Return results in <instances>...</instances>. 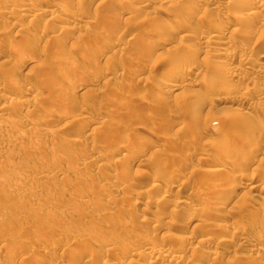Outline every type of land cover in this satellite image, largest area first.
Wrapping results in <instances>:
<instances>
[{
  "label": "rangeland",
  "instance_id": "obj_1",
  "mask_svg": "<svg viewBox=\"0 0 264 264\" xmlns=\"http://www.w3.org/2000/svg\"><path fill=\"white\" fill-rule=\"evenodd\" d=\"M27 1L0 0V85L19 84L0 100V264H264V8ZM218 18L232 25L214 35ZM24 79L37 91L25 93ZM237 117L252 122L225 125Z\"/></svg>",
  "mask_w": 264,
  "mask_h": 264
},
{
  "label": "bare ground",
  "instance_id": "obj_2",
  "mask_svg": "<svg viewBox=\"0 0 264 264\" xmlns=\"http://www.w3.org/2000/svg\"><path fill=\"white\" fill-rule=\"evenodd\" d=\"M29 1H30V0H29ZM29 1H27V3H28ZM136 1H137V0H136ZM146 1H147V0H146ZM209 1H210V0H209ZM209 1H207V2H208L209 5H211ZM211 1H212V0H211ZM231 1H232V0H231ZM233 1H234V0H233ZM240 1L243 2V3L246 2L245 5L248 6V7H246L247 9L250 8V9H252V10H253V9H261V10H262V8H264V0H240ZM30 2H31V1H30ZM130 2H131V1H130ZM143 2H144V1H143ZM143 2H141V3H143ZM213 2H214V1H213ZM222 2H223V1H222ZM225 2H228V1H225ZM229 2H230V0H229ZM241 2H240V3H241ZM27 3H26V5H28ZM170 3H171V2H170ZM179 3H180V1H179ZM214 3H216V1H215ZM30 4H31V3H30ZM181 4H183V3H181ZM212 4H213V3H212ZM241 4H242V3H241ZM26 5L23 4V6H26ZM132 5H133V4H132ZM137 5H138V4H137ZM146 5H148V4H146ZM169 5H170V4H169ZM218 5H219V4H218ZM237 5H238V4H237ZM242 5H243V4H242ZM171 6H172V5H171ZM216 6H217V5H216ZM20 7L22 8V6H20ZM28 7H29V6H27V8H28ZM186 8H187V7H186ZM236 8H238V7H236ZM23 9H24V7H23L21 10H23ZM28 9H29V8H28ZM180 9H181V7H180ZM184 9H185V8H184ZM187 9H188V8H187ZM187 9H185V10H187ZM243 9H245V8H243ZM237 10H238V9H236V11H237ZM245 10H246V9H245ZM12 11H13V10H12ZM12 11H11V12L9 11V13L11 14ZM24 11H27V9L25 8ZM43 11L46 12V10H43ZM43 11H41V13H42ZM49 11H50V10H49ZM248 11H251V10L248 9V10L246 11L245 15H247V14H251V12L247 13ZM255 11H256V10H255ZM45 12H43V13H45ZM52 12H54V11H52ZM4 13H5V12H4ZM46 13H48V12H46ZM240 13H241V12H240ZM5 14H6V13H5ZM16 14H17V13H16ZM35 14H36V13H35ZM252 14H253V13H252ZM41 15H42V14H41ZM253 15H255V14H253ZM11 16H12V15H11ZM13 16H14V15H13ZM234 16H235V15H234ZM240 16H241V19L243 18V20H245L244 17H246V16H243V17H242V15H240ZM240 16H239V17L236 16L235 18H238V19H239ZM232 17H233V16H232ZM247 17H248V16H247ZM252 18H253V17H252ZM76 19H77V18H75V20H76ZM232 19H234V17H233ZM241 19H239V20H241ZM246 19H247V18H246ZM213 20H214V19H213ZM213 20H212V21H213ZM76 21L79 22L78 19H77ZM228 21H229V20H228ZM241 21H242V20H241ZM237 22H239V21H237ZM228 24H229V23H228L227 21L221 20L220 18L215 19V20L213 21V24H211V26H213V27L211 28V29H212V33L214 34V32H217V29H219V28H224V29H225V28H227L229 25H232L231 23H230L229 25H228ZM227 25H228V26H227ZM183 27H184V26H183ZM181 28H182V27H181ZM194 28H196V27H194ZM204 28H205V27H204ZM177 29H178V28H177ZM177 29H176V30H177ZM184 29H185V28H184ZM184 29H182V30H184ZM198 29H199L200 31H202L201 26H200V27L198 26ZM224 29H223V31H224ZM228 29H229V28H228ZM179 30H180V29H179ZM179 30H178V31H179ZM178 31H176V33H177ZM220 31H221V30H220ZM220 31H219V32H220ZM228 31H229V30H228ZM174 32H175V30H174ZM181 32H182V31H181ZM183 32H184V31H183ZM210 32H211V31H210ZM231 32H233V34L235 35L234 30L231 31ZM203 33H204V32H203ZM225 33H226V32H225ZM229 33H230V32H229ZM135 34H136V33H135ZM141 34H142V33H141ZM144 34H145V33H144ZM183 34H184V33H183ZM213 34H212V35H213ZM230 34H231V33H230ZM230 34H229V35H230ZM214 35H215V34H214ZM231 35H232V34H231ZM231 35H230V38L232 39L233 37H232ZM185 36H186V35H185ZM189 36H190L191 38L196 37V36L191 35V34L188 35V37H189ZM192 36H193V37H192ZM200 36H201V35H200ZM140 37H141V36H139V38H140ZM190 37H189V38H190ZM212 37H213V36H212ZM216 37H217V35H216ZM234 37H235V36H234ZM184 38H185V37H184ZM134 39H137V38L135 37ZM141 39H143V38H140V40H141ZM181 39L183 40L182 37H181ZM195 39H196V38H195ZM216 39H217V38H216ZM231 39H230V41H231ZM233 39H234V38H233ZM143 40H144V39H143ZM185 40H186V39H185ZM191 40H192V39H191ZM137 41H139V39H138ZM232 41H233V40H232ZM233 42H234V41H233ZM136 43H138V42H136ZM228 43H231V42L227 41V44H228ZM116 44H117V43H116ZM181 45H182V44H181ZM181 45H180V46H181ZM228 45H229V44H228ZM118 46H119V44H118ZM226 46H227V45H226ZM177 47H178V46H176V48H177ZM192 47H193V46H192ZM25 48H26V47H25ZM161 48H162V47H161ZM172 48H174V47H172ZM172 48H171V49H172ZM176 48H175V49H176ZM177 49H178V48H177ZM193 49H194V48H192V50H193ZM29 50H30V49H29ZM27 51H28V50H27ZM189 51H190V49H189ZM22 52H23V51H22ZM82 55H83V54H82ZM247 55H248V54H247ZM247 55H243V56H242V59H239V60H242L241 62H245V63L247 64V63H248V60H249V58H250L249 55H248V56H247ZM256 55H257V54H256ZM263 55H264V54H263ZM28 56H29V55H28ZM69 56H72V55L70 54ZM69 56H67V59H68V60H70V58H68ZM75 56H76V55H75ZM75 56L71 57V63L74 62V61H76V62L78 63V60H81V59L84 60V59H86V57H84L85 55H83V56L78 55L79 57H75ZM80 56H81V57H80ZM215 56H216V55H215ZM219 56H221V55H219ZM216 57H217V56H216ZM233 58H234V57H233ZM240 58H241V57H240ZM259 58H260V59H264V56H259ZM176 59H177V58H176ZM179 59H180V58L178 57L177 60L179 61ZM72 60H73V61H72ZM230 60H232V59L230 58ZM257 60H258V59H257ZM181 61H182V60H181ZM232 61H233V60H232ZM235 61H236V60H235ZM259 61H260V60H259ZM6 62H7V61H6ZM84 62H85V61H84ZM228 62H229V61H228ZM233 62H234V61H233ZM233 62H232V63H233ZM238 62H239V64H240V61H238ZM74 63H75V62H74ZM180 63H181V62H180ZM109 64H110V63H109ZM225 64H226V63H225ZM239 64H238V65H239ZM246 64H245V65H246ZM253 64H254V61H253ZM218 66H219V65H218ZM218 66L213 67L212 70H214V71H212V72H216V73H217V70L220 69ZM241 66H242V64H241L240 66L235 67V68L238 69L239 71H241V68H243V67H241ZM256 66H257V65H256ZM106 67H107V66H106ZM216 67H217L218 69H216ZM263 67H264V64H263ZM225 69H226V68H224V70H225ZM236 69H235V70H236ZM152 70H153V69H152ZM220 70H222V69H220ZM243 70H244V69H243ZM225 71H226V70H225ZM236 71H237V70H236ZM236 71H235V72H236ZM263 71H264V70H260V71L256 70L255 73H256V75H258V74H260V73H263ZM253 72H254V71H253ZM227 73H228V72H227ZM240 73H241V72H240ZM105 74H106V73H105ZM229 74H230V72H229ZM106 75H107V74H106ZM230 75H232V73H231ZM50 78H51V77H50ZM215 78H216V77H215ZM25 79H26V78H25ZM25 79L23 80L24 83H23V82H21V83L19 82V83H20V87H22V85H21L22 83H23V86L26 87V89H24V92H25V93H27V92H31L32 90L37 91V89H35L36 86H34V83H33V82H30L29 80H27V81L25 82ZM209 79H210V78H209ZM211 79H212V78H211ZM241 79H242V78H241ZM48 80H49V79H48ZM48 80H47V81H48ZM215 80H217V79H215ZM7 81H8V80H7ZM47 81H46V82H47ZM46 82H45V83H46ZM50 82H52V81H50ZM209 82H210V81H209ZM8 83H9V81H8ZM12 83H13L14 85H12ZM12 83H10L11 85H10V84H5V83H4L3 85H0V100H5V98L7 97L6 94L9 93V92H11V91H13V89H14L15 87H18V86H19V84H15L14 81H13ZM162 83H163V82H162ZM50 84H52V83H50ZM50 84H49V85H50ZM159 84H160V83H159ZM164 84H165V83H164ZM216 84H217V83H216ZM45 85H48V83H46ZM162 85H163V84H162ZM165 85H166V84H165ZM51 86H52V85H51ZM163 86H164V85H163ZM163 86H162V87H163ZM167 86H168V87H167ZM167 86H165V88L167 87V88H169V90H170V89H173V90H174V88L178 87V86L175 85V84H173V85H172V84L169 85V83L167 84ZM189 86H190V85H189ZM44 87H46V86H44ZM48 87H49V86H48ZM190 87H191V86H190ZM50 88H52V87H50ZM237 88H238V87H237ZM20 89H22V88H20ZM52 89H53V88H52ZM14 91H17V92H18L19 90L16 89V90H14ZM22 91H23V90H22ZM39 92H40V91H39ZM39 92H38V93H39ZM14 93H15V92H14ZM19 93H20V92H19ZM21 93H22V92H21ZM38 93H37V94H38ZM236 93H237V92H236ZM28 94H29V93H28ZM244 94H245V93H244ZM12 95H13V94H12ZM22 95H23V94H22ZM38 95H39V94H38ZM248 95H249V94H248ZM10 96H11V95H10ZM33 96H34V95H33ZM249 96H250V95H249ZM8 97H9V96H8ZM8 97H7V98H8ZM36 97H37V96H36ZM40 97H41V96H40ZM40 97H38V98H40ZM237 97H238V96H237ZM237 97H235V99H234V98L231 99V97H229V98L226 97V98H223L221 101L218 100V102H221L222 104H224L223 102H227V103L230 102V103H233V101H236V102L239 101V103L242 102V104H243V102H246V101H245V98L243 99V96H239V98H237ZM245 97H246V99H247V96H245ZM10 98H11V97H10ZM14 98H15V97H14ZM38 98H34V99H37V100H38ZM8 99H9V98H8ZM8 99H7V101H8ZM11 99H13V98H11ZM11 99H9V100H11ZM31 99H33V98H31ZM31 99L29 98V100H31ZM220 99H221V98H220ZM15 100H16V99H15ZM37 100H35V101H37ZM5 101H6V100H5ZM5 101H4V102H5ZM11 101H12V100H11ZM20 101L22 102L23 100H20ZM20 101H19V102H20ZM0 102H1V101H0ZM17 102H18V101H17ZM17 102H16V103H17ZM19 102L17 103L18 105L21 104V103H19ZM211 102H212V101H211ZM215 102H216V100H215ZM12 103H13V102H12ZM249 103H250V102H249ZM7 104H8V103H7ZM14 104H15V103H14ZM211 104H212V103H211ZM222 104H221V105H222ZM255 104H257V103H255ZM0 105H1V104H0ZM3 105H5V104H3ZM3 105H2V106H3ZM9 105H10V101H9ZM215 105H216V104H215ZM217 105H218V104H217ZM247 105H248V104H247ZM249 105H250V104H249ZM257 105H258V104H257ZM87 106H88V105H87ZM252 106H253V104H252ZM3 107H4V106H3ZM9 107H11V106H9ZM224 107H225V106H224ZM0 108L2 109V107H0ZM4 108H5V107H4ZM252 108H253V107H252ZM1 109H0V112H2V111L5 110V109H3V110L1 111ZM7 109H8V107H7ZM10 109H11V108H10ZM102 109H103V108H102ZM219 109H220V108H219ZM252 110H253V109H252ZM260 110H261V109H260ZM5 111H6V110H5ZM7 111H8V110H7ZM198 111H199V109L197 108V112H198ZM262 111H263V110H262ZM12 112H13V111H12ZM12 112H11V113H12ZM199 113H200V112H199ZM199 113H195V114L198 115ZM1 114H2V113H1ZM9 114H10V113H9ZM248 115H249V114H248ZM247 117H248V116H247ZM238 118H239V117L236 118V119H237V122H236L235 120H234V121H233V120H230V121L228 120L227 122H224V123H226L225 125H228L229 127H234V126L237 127V125H235L236 123L238 124V126L242 125V123L239 125V123H240L239 121H242L243 123H245L244 121H247V123L252 122L251 120L248 121L249 119L242 120V119H245V117H243V118L240 117V120H239ZM249 118H251V117H249ZM257 118H258V117H257ZM252 119H254V118H252ZM259 119H260V118H259ZM262 119H263V117H261V120H259V121L256 120V119H254V120H256V122H258V125H259L260 127H264V121H263ZM238 122H239V123H238ZM254 122H255V121H254ZM229 124H230L231 126H230ZM249 124H251V123H249ZM249 124L244 125V126H248ZM225 125H224V126H225ZM252 125H253V124H252ZM258 125H257V127H258ZM253 126H254V125H253ZM226 127H227V126H226ZM251 127H252V126H251ZM260 127L256 128V129H260V130L262 129L261 131H263L264 129H263V128H260ZM224 128H225V127H224ZM205 129H206V128H205ZM227 129H228V128H227ZM248 129H249V128H248ZM50 130H51V129H50ZM224 130H226V129H224ZM224 130H222V131H224ZM228 130H229V129H228ZM242 130H243V128H242ZM245 130H247V128H246ZM222 131H221V132H222ZM226 131H227V130H226ZM255 131H256V130H255ZM259 132H260V131H259ZM263 132H264V131H263ZM222 134L225 135V133H222ZM221 141H222V140H221ZM225 146H226V145H225ZM250 147H251V146H250ZM252 147H253V146H252ZM247 148H249V147H247ZM228 150H229V149H228ZM228 150H226V153H227ZM247 150H249V149H247ZM247 150H242V152H241L240 154H238V155L236 154V156H239V155H242V156H243V155H246V153L248 152ZM258 150H259V149H258ZM115 151H116V152H120V151H122V147H121V148H116ZM226 153H225V154H226ZM232 153H233V152H232ZM225 154L223 155L224 158H226V157L228 156V154H227V156H226ZM249 154H250V153H249ZM123 155H124V154H123ZM125 155H126V154H125ZM233 155H235V154H233ZM127 156H128V155H127ZM223 156H222V157H223ZM242 156L240 157L241 161L238 162L237 164L235 163L237 166H238L239 164H244V163H246V162L244 161L245 159H244L243 157H246L247 155H246V156H243V157H242ZM229 157H231L230 154H229ZM229 157H228V158H229ZM122 158H123V157H122ZM127 158H130V159H131V157H127ZM242 158H243V159H242ZM96 159H97V158H96ZM98 159H99V158H98ZM246 159H247V158H246ZM220 160H221V161H220ZM222 160H223V159H220V158H219L218 162H219V161H220V162L218 163V165H219V164L221 165ZM225 160H226V159H225ZM233 160H234V159H233ZM236 160H237V159H236ZM93 161H94V160H93ZM128 161H129V160H128ZM134 161H135V160H134ZM229 161H230V159H229ZM229 161H227V162H229ZM95 162H96V161H95ZM224 162H226V161H224ZM224 162H223V163H224ZM230 162H231V163L233 162L232 159H231ZM213 163H214V162H213ZM216 163H217V162H216ZM223 163H222V164H223ZM247 163H248V160H247ZM87 164H88V163H87ZM122 164H123V163H122ZM208 164H209V163H208ZM233 164H234V162H233ZM92 165H93V164H92ZM118 165H119V164H118ZM125 165H126V164H125ZM97 166H98V165H97ZM211 166H212V165H211ZM221 166H222V165H221ZM229 166H230V165H229ZM239 166H240V165H239ZM256 166H257V165H256ZM86 167H87V166H86ZM100 167H101V166H100ZM118 167H119V166H118ZM209 167H210V166H209ZM258 167H259V166H258ZM88 168H89V167H88ZM115 168H116V167H115ZM231 168H232V167H231ZM244 168H245V167H244ZM261 168H262V167H261ZM261 168L259 167V169H260L259 171H261ZM122 169H123V168H122ZM125 169H126V167H125ZM206 169H207V168H206ZM215 170H216V169H215ZM253 170H257V168L255 167V169H253ZM9 171H10V170H9ZM202 171H203V172H206L207 174H210V176L212 175V174H211V173H212L211 171H210V172H211V173H210V172H207V170H205V169H204V170H203V169H202V170L200 169V172H202ZM212 171H214V169H213ZM217 171H218V170H217ZM125 172H126V171H125ZM203 172H202V175L206 174V173L203 174ZM261 172H262V171H261ZM116 173L119 174V172H116V171H115V174H116ZM122 173H123V171H122ZM257 173H258V171H257ZM115 174H114L113 176H115ZM158 174H159V173H158ZM158 174H157V175H158ZM165 174H166V173H162V172H161V174H159V175H160L159 177H160V178H161V177H167V178H168V177H170V178L172 177V176H166ZM167 175H171V174H167ZM174 175H175V174H174ZM27 176H28V175H27ZM27 176H26V178H30V177H31V176H30V177H27ZM116 176H118V175H116ZM122 176H123V175H122ZM206 176H207V175H206ZM215 176H216V175H214V177H215ZM239 176H240V175H239ZM256 176H257V174H256ZM173 177H174V176H173ZM173 177H172V178H173ZM202 177H203V176H202ZM216 177H217V176H216ZM241 177H242V176H241ZM251 177H252V176H251ZM119 178H120V175H119ZM170 178H169V179H170ZM172 178H171V179H172ZM174 178H175V177H174ZM204 178H205V177H204ZM253 178H255V177H253ZM209 179H210V178H209ZM209 179H208V180H209ZM215 179H216V178H215ZM215 179H214V180H215ZM241 179H242V178H241ZM241 179L239 178L238 180H235V182H234V186H233V190H234V191H238V190L242 187V185H241V184H242V183H241ZM119 180H120V179H119ZM121 180H122V179H121ZM167 180H168V179H167ZM174 180H175V179H173L172 181L174 182ZM208 180H206V181H208ZM224 180H225V179H223V178L220 179V181H224ZM160 181H161V180H160ZM168 181H169V180H168ZM211 181H212V180H211ZM225 181H226V180H225ZM121 182H122V181H121ZM173 182H172V183H173ZM166 183H167V182H166ZM164 184H165V183H163V185H164ZM169 184H171V183H169ZM210 184H212V183L210 182ZM210 184H208V188H209V185H210ZM215 184H216V183H215ZM153 185H155V184H153ZM164 186H165V185H164ZM170 186H171V185L166 186V189H167L168 187H170ZM206 186H207V185H206ZM206 186H205V187H206ZM213 186H214V185H213ZM213 186L211 185V187H213ZM215 186H218V184L215 185ZM255 186H256V185H254V184L252 183V184L250 185V188H249V189L252 190V189L255 188ZM173 187H174V186H173ZM203 188H204V187H203ZM216 188H217V187H216ZM176 189H177V188H176ZM192 189H193V187H192ZM206 189H207V188H206ZM188 191H190V189H189ZM209 191H210V190H209ZM176 192H177L178 194H181V193H183L184 191H182L181 188H178V189L176 190ZM176 192H174V193L176 194ZM212 192H215V191H212ZM200 193H201V192H200ZM203 193H204V192H203ZM209 193H210V192H209ZM219 193H220V192H219ZM178 194H176V197L178 196ZM183 194H184V193H183ZM183 194H181V195H183ZM186 194H187V192H186ZM186 194H184L185 197H186ZM172 195H173V193H172ZM184 195H183V196H184ZM225 195H226V194H225ZM206 196H207V195H206ZM211 196H212V195H211ZM253 196H254V195H253ZM139 197H140V196H139ZM198 197H199V196H198ZM200 197H201V196H200ZM214 197H215V194H214ZM182 198H184V197H182ZM109 199H110V198H109ZM176 199H178V198H176ZM180 199H181V198H180ZM175 201H176V200H175ZM177 202H179L178 204H180V202H182V201H177ZM213 202H214V201H213ZM164 203H165V202H164ZM188 203H189V202H188ZM214 203H215V202H214ZM212 204H213V203H212ZM175 205H177V204H175ZM185 205H186V204H185ZM195 205H196V204H195ZM197 205H198V204H197ZM203 206H204V205H203ZM187 207H188V206H187ZM197 207H198V206H197ZM208 207H209V206H208ZM175 208H176V207H175ZM175 208H174V209H175ZM177 208H178V207H177ZM177 208H176V209H177ZM189 208H190V207H189ZM201 208H203V207H201ZM191 209H192V208H191ZM207 209H209V208H207ZM196 210H197V209H196ZM199 210H200V209H199ZM200 212H201V211H200ZM203 212H204V211H203ZM203 212H202V213H203ZM262 212H264V211H262ZM207 213H208V211H207ZM215 213H216V212H215ZM254 213H255V211H254ZM259 213H260V212H259ZM205 214H206V213H205ZM205 214H204V215H205ZM158 215H159V214H158ZM158 215H157V216H158ZM247 215H248V214H247ZM250 215H251V214H250ZM254 215H255V214H252L253 218L255 217ZM256 215H257V214H256ZM259 215H260V214H259ZM262 215H263V214H262ZM153 216H154V215H153ZM242 216H243V215H242ZM263 216H264V215H263ZM258 217H259V216H258ZM260 217H261V216H260ZM98 218H99V217H98ZM253 218H252V219H253ZM255 218L257 219V217H255ZM261 218H262V217H261ZM261 218H259V219H261ZM200 219H201V218H200ZM234 219H235V218H234ZM246 219H247V218H246ZM246 219H245V220H246ZM249 219H250V217H249ZM252 219H251V220H252ZM256 219H253V220L255 221ZM262 219H263V218H262ZM154 221H155V220H154ZM256 221H257V220H256ZM146 222H147V221H146ZM199 222H200V221H199ZM202 222H203V221H202ZM204 222H205V221H204ZM234 222H236V220H235ZM206 223H207V222H206ZM204 224H205V223H204ZM209 224H210V223H209ZM238 224H239V223H238ZM207 225H208V224H207ZM242 225H243V224H241V226H242ZM245 225H246V224H245ZM195 226H196V224H195ZM208 226H209V225H208ZM217 226H220V225H216V227H217ZM241 226H240V227H241ZM205 227H206V225H205ZM210 227H211V226H210ZM210 227H209V228H210ZM213 227H214V226H213ZM238 227H239V226H238ZM193 228L196 229V227H193ZM211 228H212V227H211ZM218 228H219V227H218ZM214 229H216V228H214ZM210 230H211V229H210ZM203 231H204V230H203ZM242 231H244V230H242ZM208 232H209V230H208ZM242 233H243V232H242ZM184 234H185V233H184ZM240 234H241V233H240ZM204 236H205V235H204ZM263 236H264V235H263ZM261 237H262V236H261ZM176 238H177V237H176ZM176 238H175V239H176ZM178 239H179V237H178ZM181 239H182V241H184L183 238H181ZM181 239L179 240V242H181ZM260 239H261V238H260ZM206 240H207V238H206ZM244 240H245V239H244ZM87 241H88V240H87ZM177 241H178V240H177ZM203 241H205V240H203ZM209 241H210V240L205 241V243H207V245H208V242H209ZM224 241H226V240H224ZM227 241H228V240H227ZM227 241H226V242H227ZM139 242H140V241H139ZM143 242H144V241H143ZM148 242H149V241H148ZM179 242H178V244H181V243H179ZM210 242H212V241H210ZM246 242H247V243H246V244H247L246 247L248 246L249 249L251 248V250H252V247L255 248L256 245H257V244H256L257 242H256L255 244H253V243H251V242H249V241H246ZM259 242H261V244L264 245V238H262ZM82 243H83V242H82ZM186 243H187V242H186ZM220 243H223V240L220 241ZM220 243H219V244H220ZM224 243H225V242H224ZM242 243H243V242H242ZM140 244H141V243H140ZM163 244H164V243H163ZM163 244H162V245H163ZM182 244H183V243H182ZM182 244H181V245H182ZM225 244H226V243H225ZM110 245H111V244H110ZM145 245H146V244H145ZM155 245H156V243H155ZM170 245H171V244H170ZM104 246H105V245H104ZM107 246H108V245H107ZM146 246H147V245H146ZM149 246H150V245H149ZM149 246H147V247L144 246V248H151V247H152V246H151V247H149ZM173 246H174V245H173ZM258 246H259V245H258ZM142 247H143V246H142ZM153 247H154V246H153ZM153 247H152V248H153ZM261 247H262V246H261ZM152 248H151L150 250H152ZM158 248H159V247H158ZM169 248H170V247H169ZM182 248H183V247H182ZM204 248H205V247H204ZM117 249H119V248H117ZM117 249H115V247H110V246H108V247H106V249H104V250H105V252H107V253H110V252H113V251H114L113 253H116L115 251H116ZM141 249H142V248H141ZM141 249H140V250H141ZM145 250H146V249H145ZM150 250H149V251H150ZM254 250H255V249H254ZM261 250H262V249H261ZM118 251H120V250H118ZM149 251H148V252H149ZM152 251H155V250H152ZM152 251H151V252H152ZM262 251H263V250H262ZM262 251H260V252H262ZM138 253H139V252H138ZM138 253L135 254V253L132 252V253H130L129 256H132V257H134V258H135V256H136L137 258H138V257H141V256H139ZM144 253H145V252H144ZM146 253H147V251H146ZM209 253H210V252H209ZM140 254H141V252H140ZM161 254H162V253H161ZM161 254H160V255H161ZM210 254H211V253H210ZM105 255H106V254H105ZM113 255H114V254H113ZM165 256H166V257H165ZM165 256L161 255L162 258L164 257V258L168 259V258H167V255H165ZM215 256H216V255H215ZM162 258H161V260H163ZM171 258H172V257H171ZM240 258H241V257H240ZM244 258H245V257H244ZM156 259H157V258H156ZM158 260H159L158 262H161L160 259H158ZM130 261H131V260H130ZM134 261H135V260H134ZM163 261H164V260H163ZM171 261H172V264H177L175 261H178V259H177V260H173V259H172ZM171 261L169 260V262H171ZM197 261H198V262H196V263L193 262V263H194V264H204V261H201V260H200V261L197 260ZM207 261H208V260H207ZM132 262H133V261H132ZM158 262H157V263H158ZM166 262H167V261H166ZM117 263H119V262H117ZM117 263H116V264H117ZM179 263H180V262H179ZM179 263H178V264H179ZM64 264H65V263H64ZM108 264H114V261H110Z\"/></svg>",
  "mask_w": 264,
  "mask_h": 264
}]
</instances>
